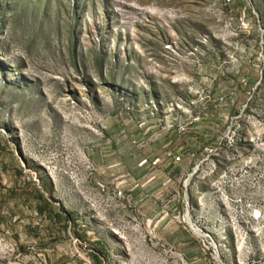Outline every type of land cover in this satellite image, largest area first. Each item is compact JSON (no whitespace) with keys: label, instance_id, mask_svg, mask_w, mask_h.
<instances>
[{"label":"rangeland","instance_id":"374dc122","mask_svg":"<svg viewBox=\"0 0 264 264\" xmlns=\"http://www.w3.org/2000/svg\"><path fill=\"white\" fill-rule=\"evenodd\" d=\"M229 86L235 106L239 91L245 99L229 115L241 127L235 158L214 107ZM170 133L181 145L202 140L195 158L177 155L176 172L187 171L174 215L187 199L220 260L189 226L174 224L186 253L151 217H121V202L87 169L101 151L124 154L131 143L142 153ZM29 188L88 246L55 264H193L197 255L264 264V0H0V200H23ZM29 252L0 264H51Z\"/></svg>","mask_w":264,"mask_h":264},{"label":"crops","instance_id":"0c3cea01","mask_svg":"<svg viewBox=\"0 0 264 264\" xmlns=\"http://www.w3.org/2000/svg\"><path fill=\"white\" fill-rule=\"evenodd\" d=\"M230 90V86L225 89V93H228L226 94L227 105L216 112V116L222 121L224 117L234 111V108H240L245 101L243 93L239 91L236 106L231 105L230 100L233 97L230 96ZM177 136L170 133L150 145H141L140 147H145L142 153L138 152L134 146H132L134 148L132 149L130 147L131 143L128 145V142H125L129 149L127 148L124 154L121 152L108 154L101 151L99 156H90L93 165L95 164L96 167V180L99 183L106 184L109 190L119 189L123 192V199L120 200L121 217L132 216L131 212L133 210L136 211L137 216L154 218L161 213L165 206L169 207V216L162 220L156 228H158L159 235L164 241L175 244H179L178 240L182 241L180 238L183 232L180 231L178 226H174L173 187L171 186L168 189L165 187L169 185L167 174L172 176L176 184L177 176L183 175L187 171V166L181 167L179 172H176L175 167L177 165L170 160L168 155L177 156L179 151L184 149L183 153H189L197 149V153L201 154L200 151L203 147L199 136H188L185 145L179 144ZM122 143L123 141L116 142L115 147ZM178 146L179 148L176 149ZM145 158L149 161L160 158L161 163L157 166L151 164L141 165L142 160ZM119 161L122 162L120 166ZM69 223L72 224L71 219ZM64 224V215L56 212L51 207L49 200H44L41 192H37L32 188H29L23 200H0V230L11 235L24 253L23 257L27 260L33 259L31 255L33 252H29L32 249L41 251L40 256L47 257L46 259L51 264L59 261L58 258L60 257H63L62 259L65 262L64 257L67 255L65 249L73 247L76 252L82 250L75 243L71 229L60 227ZM187 243L189 242H181L177 248L189 253L191 246ZM188 260L193 264H205L199 255Z\"/></svg>","mask_w":264,"mask_h":264},{"label":"built area","instance_id":"2783aa9c","mask_svg":"<svg viewBox=\"0 0 264 264\" xmlns=\"http://www.w3.org/2000/svg\"><path fill=\"white\" fill-rule=\"evenodd\" d=\"M257 88H254L253 89V94L251 97H249L248 99V102L240 109V113H243L245 112L247 109H248V105H249V102L253 99L254 97V93L256 91ZM233 99L235 100V97H233ZM234 100H232V103L231 105H235V102ZM227 97L226 96H218L217 99L215 100V105L214 107L216 109H220V108H223L227 105ZM239 118V116H226L224 117V124H226L227 126V129L225 131V135H224V139H226V145L228 147H231L232 149V152H231V156L232 157H236L238 155V150H237V146H238V143H239V131L241 130V127L240 125H237V119ZM200 120V117H195L193 118L189 124H192L193 126L191 127V131H199L201 130L200 129V126L198 125H195V123L197 121ZM253 141V140H252ZM205 151H207L208 149H204ZM195 152H189V157L190 158H195ZM168 157L170 158V160L174 163V164H178L180 161H181V157L180 156H173L171 154L168 155ZM161 163V159L160 158H157L153 161H149L148 159H143L142 162H141V165H148V164H151L153 166H157ZM87 169L90 170V172H94L96 169L94 167L93 164H87ZM195 171V169H194ZM227 174V171L224 172V176ZM167 180H168V186H166L165 188L168 189L169 187H173V191H174V195H173V202H172V205L175 206V201L176 200H179L178 198V191H177V187H176V184H175V181L174 179L172 178V176L170 174H167ZM103 191H106L108 192V194L110 195V198L111 199H115V200H118L120 202V200L123 199V192L119 189H114V190H109L107 187L103 186L102 184H99ZM222 186V185H221ZM225 188V186H223ZM226 197V196H225ZM227 199V203H237V202H240L241 200H234L233 199H229L228 198H225ZM236 199V198H235ZM185 205H184V213H179V214H176L174 216V221L175 223L179 224V225H183L184 229H186L185 225L186 226H189L191 228V231L195 232L200 238H202L207 244H208V247L207 249H209V247L211 246L215 253H216V248L215 246L213 245V242L214 240L212 239V233L207 230L205 227L201 226L200 224H197L194 223V224H191V217L189 216V209H190V204L189 202L187 201V199H185ZM189 200V199H188ZM169 207L165 206L161 213L154 217V218H148L147 219V222L150 223V224H153L154 223V226L155 228L157 227V225L159 223H161L162 220H164L167 216H169ZM254 215V218L257 219V214H253ZM75 243L81 247V249L85 252H88L86 249H87V245L82 243L79 239H75ZM21 254V251H20V248L19 246L16 244V242L12 239L11 235L8 233V232H5V231H2L0 230V260L1 259H9V258H12L14 256H20ZM217 259H220V256L217 255ZM220 262V261H219ZM181 263L182 264H189L187 261H184L183 259L181 260ZM221 264H223L222 262H220Z\"/></svg>","mask_w":264,"mask_h":264},{"label":"bare ground","instance_id":"6f19581e","mask_svg":"<svg viewBox=\"0 0 264 264\" xmlns=\"http://www.w3.org/2000/svg\"><path fill=\"white\" fill-rule=\"evenodd\" d=\"M213 245H214L215 248H216V254L219 255V250H218L217 247H216V242H213ZM219 260H220V259H219Z\"/></svg>","mask_w":264,"mask_h":264}]
</instances>
